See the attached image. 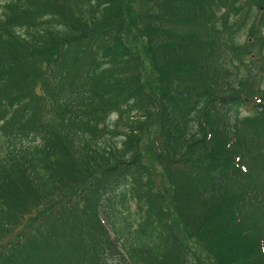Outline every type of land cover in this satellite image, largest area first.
<instances>
[{
	"label": "trees",
	"instance_id": "obj_1",
	"mask_svg": "<svg viewBox=\"0 0 264 264\" xmlns=\"http://www.w3.org/2000/svg\"><path fill=\"white\" fill-rule=\"evenodd\" d=\"M243 58L264 75V0L6 4L0 264H264V203L247 183L264 92L242 117L246 78L222 84Z\"/></svg>",
	"mask_w": 264,
	"mask_h": 264
},
{
	"label": "rangeland",
	"instance_id": "obj_2",
	"mask_svg": "<svg viewBox=\"0 0 264 264\" xmlns=\"http://www.w3.org/2000/svg\"><path fill=\"white\" fill-rule=\"evenodd\" d=\"M11 0H0V16L5 13V5L8 4ZM235 20V17H234ZM236 24V23H235ZM247 29L248 26L245 28H240V30H235V40L238 46H243L247 42ZM245 62L242 63L236 62L230 64L227 63L226 67L229 69V71L222 72L226 77L227 81H222V84L232 83V85H237V82L239 79L246 78V81L244 82L245 85V93L249 95L251 99V103L242 108L240 114L242 117H249L252 118L257 114V109L254 105L256 104L257 98L261 96L262 92H264V75L257 69V62H253L247 58H243ZM252 91V94L249 92ZM254 97L252 98V96ZM254 101V102H253ZM117 116L113 115V117L110 119V123L113 125L116 123ZM119 128H116L118 130L119 134L116 133L115 136H110L108 138L109 145H118L121 147L122 141L125 140V137L123 136L125 130V126L123 124L118 125ZM247 130H251L250 127H246ZM262 133V131H260ZM156 133H144L143 139L141 142L147 143V140L149 139L150 142H156ZM258 135V133H257ZM250 133L248 135V146H249V152H250V158L248 161V167H249V173L247 175V183L254 187L260 197H262L263 203H264V137L260 138V135H258L257 142H255L254 138H250ZM263 139V140H262ZM262 141V142H261ZM103 145H107V142H102ZM157 154V153H156ZM159 156V155H158ZM166 164L167 162H160L155 161L154 164L151 165L154 175L156 179L159 181V183H162V185L166 186L168 189V182H167V174L170 173V171L166 170ZM173 169V173L175 169L179 168V165H176L173 163L171 165ZM181 170L184 168V166H180ZM167 172V173H166ZM166 173V174H165ZM257 185V187H256ZM162 189V188H160ZM128 200L131 202L130 207L132 211L135 213V219H139V215L137 214L138 208H137V201L136 200ZM262 219V231L264 234V217ZM107 264H123V260L118 257H112L107 258Z\"/></svg>",
	"mask_w": 264,
	"mask_h": 264
},
{
	"label": "bare ground",
	"instance_id": "obj_3",
	"mask_svg": "<svg viewBox=\"0 0 264 264\" xmlns=\"http://www.w3.org/2000/svg\"><path fill=\"white\" fill-rule=\"evenodd\" d=\"M11 1H12V0H11ZM11 1H10V2H11ZM113 115H115V112L113 113Z\"/></svg>",
	"mask_w": 264,
	"mask_h": 264
}]
</instances>
